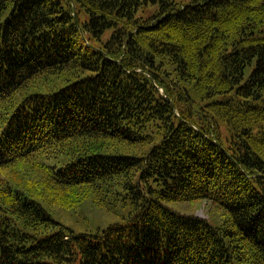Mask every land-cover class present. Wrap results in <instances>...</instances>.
Masks as SVG:
<instances>
[{"label":"trees","instance_id":"trees-1","mask_svg":"<svg viewBox=\"0 0 264 264\" xmlns=\"http://www.w3.org/2000/svg\"><path fill=\"white\" fill-rule=\"evenodd\" d=\"M26 160L130 210L76 234L3 184L0 264H264V0H0V169ZM195 201L219 222L168 206Z\"/></svg>","mask_w":264,"mask_h":264},{"label":"rangeland","instance_id":"rangeland-1","mask_svg":"<svg viewBox=\"0 0 264 264\" xmlns=\"http://www.w3.org/2000/svg\"><path fill=\"white\" fill-rule=\"evenodd\" d=\"M192 0H176L179 5L190 3ZM157 7L151 5L144 9L143 17L154 15ZM53 78L48 79L52 82ZM61 82V81H60ZM122 150V146H108L109 151ZM106 150H101L103 152ZM39 162L45 169L56 166L59 159H44L38 157ZM48 173L36 167L35 161L26 160L16 162L11 166L0 169V188L3 184H11L26 196L37 201L48 213L53 220L62 227L73 231L76 234L94 233L96 230L103 229L109 224L119 222L124 219L130 210L127 205L101 203L96 201L97 198L93 193L92 187L78 186L76 188L59 187L52 185L45 178ZM100 189V188H98ZM119 190V189H118ZM117 196H122L121 190L117 191ZM118 197V198H119ZM12 198V194H0V202H7ZM75 202H79L73 205ZM168 206L171 210L181 214L195 215L207 220L210 223H218L222 212L217 207L208 202H177L170 203ZM222 218V217H221Z\"/></svg>","mask_w":264,"mask_h":264},{"label":"water","instance_id":"water-1","mask_svg":"<svg viewBox=\"0 0 264 264\" xmlns=\"http://www.w3.org/2000/svg\"><path fill=\"white\" fill-rule=\"evenodd\" d=\"M72 17L74 18V21L77 22L74 12H73V16Z\"/></svg>","mask_w":264,"mask_h":264}]
</instances>
